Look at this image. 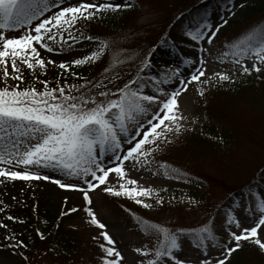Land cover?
<instances>
[{"label": "snow or ice", "instance_id": "obj_1", "mask_svg": "<svg viewBox=\"0 0 264 264\" xmlns=\"http://www.w3.org/2000/svg\"><path fill=\"white\" fill-rule=\"evenodd\" d=\"M131 6L128 0H0V65L3 66L0 69V178L3 180L0 182L51 181L61 189L78 192L86 206L92 205L89 193L100 185H106L110 173L124 178L125 162L131 168L139 170L149 162L148 158L152 153L162 150L161 145L168 143L167 136L163 135L164 129L179 133L182 128L179 120L183 118L178 115L179 97L188 91L189 84L193 82L208 83L207 80H201L205 77L204 54L206 47L216 39L222 24L202 20L196 26L190 24L185 30L182 39L193 44L198 49V55L193 61L194 71L189 72L187 77L180 78L177 66L174 72L176 81L170 91L158 89L157 92H151L148 90V82L142 81L139 75L127 81L119 76L115 79L104 76L95 82L87 81L89 86L82 85L83 91L74 85H68L67 92L63 86L49 89L47 80L41 81L44 85L41 91L34 86L21 87L25 82V75L20 65L26 66L29 75L35 79H39L35 76V69L39 67L44 70L46 61L48 65L58 64L59 69L65 73L78 76L79 73L73 71V68L93 62L98 51L103 52L102 45L98 51L59 62L48 56L42 57L41 50L53 52L57 37L62 42H67L65 37L73 42L92 41L93 37L90 36H73L72 26L78 20L91 22ZM178 23H182V20H178ZM223 23H227V20ZM21 29L23 31L17 34ZM155 47L154 45L153 48ZM59 51H63L62 46ZM242 52H247V49H242ZM153 54L151 51L145 54L140 61L141 70L150 66ZM253 56L255 62L251 68L239 59L234 63L240 65L243 73L260 72L264 67V43L258 45L252 56L247 58L252 59ZM213 75L218 77L217 83L219 80L231 79L225 72ZM9 80L15 81V84H10ZM73 90L76 94H73ZM159 92H163V98ZM200 94L203 95V92ZM166 121L175 122V129L166 124ZM18 166L21 170H15ZM49 168L65 172L69 181L62 182L59 178L41 172V169ZM172 171L175 172V169ZM128 183L136 185L137 181L129 179ZM244 186L251 187V181L242 187ZM103 191L129 197L133 193L136 196L152 194L151 188H124L123 185L120 190L104 187ZM261 196L259 215L254 226L242 227L240 219L227 218L230 239L220 249L219 255H213L209 245L205 243L208 236L215 240V236L207 228H202L199 233H186L180 228L170 235L166 247L136 248L134 251L140 254V259L135 264H225L240 247L242 239H252L264 251V241L258 234V229L264 225V193ZM64 199L66 201L67 197ZM135 202L146 208L151 207L141 199H136ZM157 203L162 204L163 197ZM4 211V207H0V212ZM76 211V207H70L61 215L66 216ZM86 211L93 225L101 230L106 228L96 218L92 207H87ZM239 215L243 219L250 218L243 204ZM208 222L223 226L225 218H213L205 223ZM233 224L240 229L239 232L232 229ZM0 228H7V225L0 222ZM39 235L43 238L42 233ZM182 236H193L202 254L191 260L180 258L179 238ZM13 237L14 234L3 237L8 241V246L15 250L27 247L23 240L13 241ZM93 239L103 240L99 243L100 264H127L125 255L116 247V240L107 231H101L99 237ZM19 254L24 255L23 252ZM150 254L152 258H148Z\"/></svg>", "mask_w": 264, "mask_h": 264}, {"label": "rangeland", "instance_id": "obj_2", "mask_svg": "<svg viewBox=\"0 0 264 264\" xmlns=\"http://www.w3.org/2000/svg\"><path fill=\"white\" fill-rule=\"evenodd\" d=\"M192 1L188 2L187 0L184 5H188ZM205 1L201 5L205 11L211 12L208 21L212 24H222L221 27H223L225 25L223 21L231 15L235 5L239 2L252 3L255 0H209L204 3ZM115 2H121V0H115ZM128 3L133 5L135 2L128 0ZM196 3L197 1H194L193 5ZM216 3L219 6L220 3L222 5L218 10L213 7ZM167 5L162 0H148L147 3L141 2L140 4L136 2L134 7L140 8L143 15V17H139L136 28L131 29V31L124 30L115 33L112 31L110 34L113 37V45L109 43L108 46L110 52L108 62L116 58L119 62L130 64L150 46L152 47L150 51L154 54L151 57V64L144 68L143 75L140 77L142 81L148 82V90L151 92H157L158 89L170 91L172 84L176 81L174 72L177 66L180 70V78L187 77L189 72L194 71L193 61L198 55V49L185 39L177 43V46H173L168 41L166 43L157 41L155 30L158 23L160 26L164 23L163 8ZM192 14L194 21L195 19L201 21L202 14L199 15L196 12ZM236 15L233 14L231 17H236ZM106 20V23H111L108 18ZM144 22H146L145 25H143ZM75 25L72 26L71 34L73 36H87L85 33L75 32ZM183 28L182 34L189 27ZM95 29L103 34L108 33L105 28L100 26ZM22 31L23 29L19 30L17 34ZM261 31L264 33V27ZM218 33L214 42L206 47L204 54L205 77H202L201 80H207L208 83L193 82L189 84L188 91L179 97L178 115L183 117L179 120V124L182 125L179 133L169 132L167 129L163 130V135L167 136L168 143L162 144L161 149L166 150L165 157L175 165L171 164L166 169L163 168L161 161L156 157V152L149 156V162L140 167L139 170L131 168L128 162H125V177L120 178L115 173H110L106 185H100L89 193L93 203L87 206L78 192L61 189L51 181L7 180L0 182V201H3L0 207L5 209L4 212H0V222L7 225V228H0V264H19L18 253L8 246V241L3 237L14 234L13 241L19 239L14 231L17 220H10L8 217L15 216L12 210L21 207L26 198L39 197L46 201L48 208H52L61 205L65 201L64 197H67L66 201L69 208L76 207L77 211L66 215L64 224L78 227L80 238L86 242V249L88 250L85 255L86 258L101 260L99 243H102L103 240L93 239V237H99L101 231H107L116 240V247L125 255L127 264H135L140 259V254L135 253L134 250L144 247L155 249L169 224L179 225L186 233L191 231L198 233L195 224L208 217L209 213L216 211L228 193L232 189L242 186L245 182L254 179L253 185L248 189L251 201L257 200L254 198L255 194L258 195L257 197H262L261 193H264V187L259 180L260 178L264 180V170L259 171V169H264V95L262 91H257L258 94L254 95L255 89L254 91L251 88L244 90L243 85H240L237 89L235 88L238 90L239 96L232 95L235 92L228 93L227 89H220V96L214 94L210 102H207L209 96L205 100L203 96L206 91L212 90L218 84L226 83L224 80H219L217 83L218 77L213 73L225 72L231 77L229 81L239 84L243 83L247 77L263 74L264 67L261 68L260 72L243 73L240 65L235 64L234 61L239 59L241 63L247 64L251 68L255 62L254 56L252 59L247 57L252 56L257 46L264 43V37L255 47L247 48V52L240 51L229 54L220 40L221 38L218 37ZM65 39L67 42H62L57 37L56 43L53 45L54 51L48 53L41 50V56H48L57 62L61 60L70 61L87 55L91 51H98L100 47L95 38L92 41L78 42L67 40V37ZM154 44H157L156 48H153ZM61 46L63 47L62 52L59 51ZM20 66L25 75V82L21 84V87L34 86L38 91L44 89L41 81L47 80L49 84L62 72L58 64L48 65L46 61L44 70L39 69V67L35 69V76L39 78L35 79L29 75L26 66ZM2 67L0 65V69ZM87 67L88 63L74 67L73 71L80 74ZM9 72H11L10 67ZM0 78H2V71H0ZM9 83L15 84V81L9 80ZM223 91L226 92L223 93ZM201 92L203 95L200 94ZM158 94L163 98V92ZM205 117H208V124L214 126L217 135L219 137L222 135L221 140L225 139L226 141L228 138L226 141L229 143L228 145L223 141H220L223 142L220 146L209 145L199 142L198 138L194 136L199 122ZM165 123L175 129V122L166 121ZM161 128L163 129V126ZM6 147H10V145H6ZM173 169L175 172L172 171ZM15 170H21V168L18 166ZM41 172L59 178L62 182L69 181V177L63 171L49 168L41 169ZM177 176L180 178L177 179ZM129 179L136 180L137 184L128 183ZM81 183L83 182L81 181ZM122 185L124 188H151L152 194L150 196H136L133 193V196L129 197L115 196L103 191L104 187L120 190ZM12 197L15 199L13 200ZM160 197H163V200H174L163 205V203H157ZM136 199L143 200L151 207L146 208L142 204H137ZM260 204L261 201L255 205L254 211L250 214L247 212V203H245L246 214L250 218L243 219L240 217L242 227L254 226L255 222L252 220L259 215ZM127 205L137 209L153 221L145 223L144 229H140L137 227L134 215L125 207ZM87 207H92L96 218L106 225L105 229L101 230L97 225L91 223V217L86 211ZM221 214L222 212L216 213L215 216H222ZM202 228L205 227L202 226ZM232 229L237 231L233 227ZM258 234L264 241V225L260 226ZM229 239L228 236L224 239L212 240L211 236H208L205 243L209 245V250L213 255H219L220 249ZM179 244L178 255L180 258L191 260L202 254L193 236L180 237ZM148 258H152L151 254ZM37 260L36 264H53L51 262L54 259L43 252ZM249 262L254 263L256 259L251 255Z\"/></svg>", "mask_w": 264, "mask_h": 264}, {"label": "trees", "instance_id": "obj_3", "mask_svg": "<svg viewBox=\"0 0 264 264\" xmlns=\"http://www.w3.org/2000/svg\"><path fill=\"white\" fill-rule=\"evenodd\" d=\"M147 2L148 0H139ZM168 5L163 8L164 13V23L156 28L157 41L161 39H168L171 36L174 37L179 33L180 25L178 20H180V15L187 9L191 11L196 8L197 3L193 5V0L188 5H184L187 0H162ZM190 0H188L189 2ZM139 17H143L139 10L128 8L121 9L118 12L113 13L111 16V24H105L102 19H97L95 22H85L90 27L93 36L102 37V40L106 41V47L103 52L91 62L85 73L83 74V81L79 87L81 91L84 89L82 85L89 86L86 84L87 81L95 82L96 80L102 79L104 76L115 79V76H119L122 80L127 81L128 75L134 70L135 66L140 68V61L144 59L145 54L150 51L151 46L140 56L136 57L134 62L130 64H125L124 62H119L115 58L111 62H108L110 52L108 49L109 43L113 45V37L110 34L102 35L95 28L98 26L105 28L108 32L116 31H131V29L136 28ZM148 20V19H147ZM141 21V20H140ZM139 21V22H140ZM146 22L143 23L145 25ZM264 25V0H255L250 4H244L239 7L238 14L235 19L228 21L226 26L221 31V39L224 46L230 51H235L242 48L245 45H250L258 38L259 33L257 29ZM119 34H122L119 32ZM122 44V43H120ZM118 44V45H120ZM128 46V45H127ZM244 48V47H243ZM105 69L107 71H105ZM135 74L131 78H135ZM70 73H64L59 78H57L58 85L70 84L73 81ZM109 78V79H110ZM77 82V79H74ZM111 87V85H109ZM244 90L247 88L255 89L257 91H262L264 95V74H259L256 77L248 78L243 84ZM221 87L213 91L209 95L207 102L211 101L212 97L220 96L219 90ZM226 91H223L225 93ZM228 93L232 94L233 90H228ZM236 95L239 92L236 91ZM233 95V94H232ZM264 97V96H263ZM209 111V108H208ZM206 119L204 123L199 125L196 129V138L199 142H204L209 145L220 146L223 142H226L228 138L221 140L217 135L214 126L208 124ZM208 124V125H207ZM223 141V142H220ZM31 204V205H30ZM30 206L19 208V213H24L25 222L22 226V231L20 234V239L24 241L27 245L26 248H22L20 252H23V256L20 257L19 264H35L37 258L46 252L52 256L53 264H83L85 259V243L80 238L79 232L74 226H68L64 224V219L59 218V210H51L45 208L44 204H39L38 210L34 211V204L29 203ZM19 231V230H17ZM43 234V238L39 235ZM251 255L256 259V262L250 263L249 259ZM24 257H27L25 259ZM26 261V262H25ZM226 264H264V252L254 244L249 242H244L237 248L236 252L233 253L231 258Z\"/></svg>", "mask_w": 264, "mask_h": 264}]
</instances>
